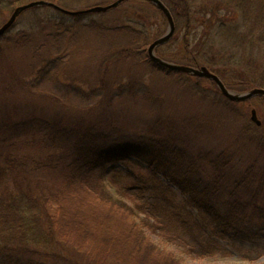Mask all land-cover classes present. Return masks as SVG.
<instances>
[{
    "label": "trees",
    "instance_id": "1",
    "mask_svg": "<svg viewBox=\"0 0 264 264\" xmlns=\"http://www.w3.org/2000/svg\"><path fill=\"white\" fill-rule=\"evenodd\" d=\"M30 1L0 0V12L13 11ZM163 1L175 21H184V47L193 61L163 58L194 66L207 65L212 70L224 65L220 69L223 78L227 67L242 66L247 72L245 77L232 78L231 82L224 79L228 88L235 91L264 85L237 59L226 57L219 63L202 54L200 48L199 53L190 48V34L197 21L194 13H203L207 20L201 35L192 33L200 46H208L212 32L207 29L213 31L216 20L224 25L234 22L230 18L239 15H249V35L254 38L248 39L264 44V0H227L215 5L202 0L197 7L196 0ZM148 2L165 15L155 3ZM198 19L197 25L204 23L202 17ZM146 26L126 22L108 27L106 31H117L127 38L118 51V59L133 56V60L147 62L166 76L185 74L168 72L149 58L147 41L152 42L164 32L158 26L152 34ZM57 27L47 37H58L61 31ZM2 37L13 40L9 30ZM29 37L26 33L18 34L13 43L24 47ZM2 53L1 48L0 74L5 76L8 72L3 68L8 66L9 58ZM4 58L6 65L1 66ZM59 58L63 61L58 60L54 73L43 63L38 67L39 75L43 78L50 74L67 85L66 81L71 79L62 72L69 57ZM132 76L118 84L110 83L106 77L101 87L104 96L87 106V117L80 110L50 111L31 104L25 99V92L36 95L32 100L39 94L27 90V80L11 72V84L4 90L13 94L14 102L7 96L0 99V264H62L69 259L64 252L67 247L92 256L94 260L85 259L86 264H181L176 254L148 235V229L158 230L164 237L162 244L174 238L189 245V236L191 242L200 243L204 252L218 250L212 245L213 235H234V244L244 243L243 238L253 243L259 240L258 235L264 232V133L251 136L240 145L249 147V153L211 142L207 137L211 131L209 124L192 120L183 125L164 120L153 105L154 94L150 90L138 93L142 83ZM208 80L215 85L217 94H210L202 85L201 98H208L210 103L228 111L232 109L246 125L261 126L248 119L241 108L243 101L230 100L212 79ZM90 88L95 93L100 89L93 83ZM19 92L25 93L24 98H20ZM114 92L118 101L127 100L130 108L140 107L139 113L142 110L149 118L138 114L134 124L124 127L120 111L113 108ZM252 98L260 99L264 105L263 95ZM99 106L101 111L94 117V108ZM136 161L148 174L136 175L130 166ZM117 164H124V168L116 167ZM133 177L136 179L132 182ZM174 185L185 197L181 203L174 201ZM73 264L82 263L76 260Z\"/></svg>",
    "mask_w": 264,
    "mask_h": 264
},
{
    "label": "rangeland",
    "instance_id": "2",
    "mask_svg": "<svg viewBox=\"0 0 264 264\" xmlns=\"http://www.w3.org/2000/svg\"><path fill=\"white\" fill-rule=\"evenodd\" d=\"M51 1L56 2L65 9L81 10L94 5H104L114 0ZM201 1L196 0V7L201 4ZM204 1L209 5H215L227 0ZM11 12V10L0 12V25L8 19ZM194 15L197 16V21L195 29H192L190 34V39L192 38L190 48L195 53H199L200 48L202 54L204 53L208 58L215 62L219 61V63L226 57H233L244 67L248 68L252 76L264 82V44L260 43L258 39L254 43L249 40L254 38L249 35L250 23L247 18L249 15H239V18H230L234 22L224 25H221L216 20L213 23L214 30L212 31V28L207 29L209 33H212L206 47L199 45V42L195 40L194 34H202L207 20L203 18L205 17L203 13H194ZM199 17H202L204 23L197 25ZM126 22L135 24L138 27H142L146 23V30H151L152 34L158 29V26L162 33L168 28V21L165 15L154 10V6L148 0L145 2L141 0H125L107 11L80 14L67 13L48 5L34 6L21 12L14 25L9 29V35L13 40L18 34L21 36L23 33L30 37L24 47L14 45L13 40L9 41L8 38H0L2 54H7L9 58L7 60L8 66L3 68V71L8 73L5 76L0 74V99L3 100L2 98L7 96L11 98L10 102H14L15 97H13V94L4 90V87L11 84L12 77H10V74L12 72L16 76L27 80V90H32L39 94L37 99L32 100L36 95L31 91L25 92L28 95L25 99L29 100L31 104H36L35 106L38 105L37 107L50 111L53 109L63 110V108H67L69 112L80 110V113L87 116V106L95 104L104 96L101 95V87L106 77H108L110 83L118 84V81L123 80L126 82L127 79L132 78V75H134L142 83L138 93L142 94L150 90L154 94L153 105L154 107L156 106V111H160L164 120L169 122L172 119L183 125H189L188 122H192V120L203 122L205 125L209 124L211 131L208 132L207 137L211 142L214 141V143L222 144L224 147L228 146L232 149H240L249 153V147H241L240 145L249 140V137L264 133V130L261 129L264 127V105L261 100L251 98L241 103V108L250 121L251 109L254 107L257 109L259 118L262 120L261 126L257 128L246 125L244 120H239L232 109L229 108L230 110L228 111V109H224L217 103H210L208 98H201V93H204L202 85L205 86L210 94H217L215 85L208 79H198L187 74L166 76V74L157 71L156 68L147 62L140 63L133 60V56L118 59V51L125 45L127 38L120 35L117 31L110 32L106 30L108 27L113 28ZM184 24L183 20L176 19L177 27L173 37L175 39L160 46L157 52L161 56L176 58L181 61H193L192 58H189L192 55L184 47ZM57 26L60 27L61 34L58 37L54 36V38L47 37L48 32L54 33L57 30ZM254 28L256 27L254 26ZM257 33L260 34V31ZM148 45L149 41L146 43V48ZM66 55H68L69 59L64 60L65 66L62 75L73 81L67 80V85H62L56 79L54 80L50 74L43 76V78L40 77L39 66L44 63L54 73L58 60L63 61L59 57ZM219 57L221 58L220 60ZM5 62L6 59L4 58L1 66L6 65ZM223 68L224 65H221L214 68L213 71L220 73V69L223 70ZM225 71L226 74L223 79L229 82L232 81V78L245 77L247 73L242 66L237 67L235 65L227 67ZM221 76L223 77L222 74ZM3 77H6V80ZM254 77L253 79H255ZM61 82L64 83L65 80L62 79ZM92 83L100 87L96 93L91 92L90 86ZM79 86L83 89L85 88V90L78 88ZM261 86L264 87V85ZM21 92H19L20 98L25 94L23 92L21 95ZM113 94H110L112 95L111 98L116 100L113 108L114 110L117 108L120 111L121 124L124 127L134 124L136 117L140 114V107L130 108L126 102L127 100L120 102L117 100V93L114 92ZM130 103L132 106L133 102ZM100 108L101 106L94 108V117L99 115ZM134 109L136 111L135 114ZM150 114L151 116L153 115L152 112ZM140 115L145 116V112L141 110ZM146 118H149L148 113L145 116ZM169 127L171 128L172 126ZM239 146L240 148H238ZM29 151L30 149L27 150V152ZM32 152L35 153L34 151ZM27 155H30V153ZM252 157H255V155ZM139 163L136 161L131 165H127L132 167L136 175L148 174V171ZM116 167L124 168V164H117ZM132 179L133 182L136 178L133 177ZM173 190L175 191V203L183 202L185 197L176 185L173 186ZM148 232L151 233L148 235L158 245L161 247L165 246L176 254L181 260V264H264V232L262 235H258L259 240L254 243L248 238H243L244 243L234 244L236 241L233 237L234 235L229 234L226 238L213 235L211 239L212 245L213 247H219L215 252H211L209 249V252L202 251L199 247L200 243L198 241L191 242L188 239L189 236H186V241L188 244L190 243L189 245L185 241L174 238L162 244L160 240L164 239V237L158 230L151 232L148 229ZM67 245L64 244L63 246ZM190 246H193V248ZM64 250L66 252L65 255H69V259L67 258L66 262L63 260L62 264L63 262L65 264H73L76 260L86 264V260H94L89 254L87 257L85 253H79L76 248L67 247V250ZM64 252L61 250L62 254ZM91 264L95 263L91 262ZM105 264L115 263L107 262Z\"/></svg>",
    "mask_w": 264,
    "mask_h": 264
},
{
    "label": "water",
    "instance_id": "3",
    "mask_svg": "<svg viewBox=\"0 0 264 264\" xmlns=\"http://www.w3.org/2000/svg\"><path fill=\"white\" fill-rule=\"evenodd\" d=\"M123 1L125 0H114L113 2L104 4V5L103 4L94 5L86 9L69 10V9L63 8L62 6H60L59 4L51 0H32L30 2L18 5L12 11L9 18L3 24L0 25V35L4 34L9 28L12 27V25H14L18 15L21 12L25 11L28 8L34 7V6L48 5V6H52L54 8L60 9L62 11H65L67 13L80 14V13H88V12L107 11L113 7L118 6ZM150 1L155 3L165 13L167 20H168V28L166 32L160 37L156 38L154 41H152L147 48L148 55L154 63L159 64L160 66L166 67L169 70L184 71V72L192 73L198 76L208 77L214 80L216 84L218 85L219 89L221 90V92L232 100L241 101V100H247L256 95L264 96V87L256 86L247 91H242V92L229 89L224 83V81L221 79V77L217 73L209 69L206 65L192 66V65H187L183 63L172 62V61H169V60H166L160 57L156 53V47L161 44L166 43L173 37L176 31V22H175L173 13L171 12L169 7L163 0H150ZM251 119L259 125L262 122L258 116L256 108L251 109Z\"/></svg>",
    "mask_w": 264,
    "mask_h": 264
}]
</instances>
